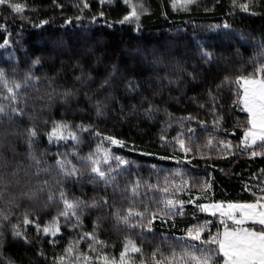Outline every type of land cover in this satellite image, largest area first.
I'll return each mask as SVG.
<instances>
[{"label": "trees", "instance_id": "1", "mask_svg": "<svg viewBox=\"0 0 264 264\" xmlns=\"http://www.w3.org/2000/svg\"><path fill=\"white\" fill-rule=\"evenodd\" d=\"M11 3L25 7L16 13L0 4V105L8 113L18 107L23 116L0 114V264H105V258L119 264L126 245L132 264H156L173 250L182 264L188 229L206 225L201 239L208 240L232 225L202 211L201 204L264 199V144H242L249 116L236 83L241 76L262 78L264 0H194L186 7L177 0L175 8L173 0ZM139 4V30L135 19L120 23ZM105 77L110 85L101 88ZM16 84L13 100L7 89ZM65 91L73 94L65 97ZM57 122L69 126L65 139L50 141ZM32 128L37 136L30 149ZM97 149L95 159L111 156L101 165L113 170L107 185L93 181L91 166L83 162ZM30 152L40 161L39 172ZM115 157L127 163L118 166ZM58 159L75 165L80 178H64ZM61 190L69 201L88 206L59 215ZM168 199L183 201L182 211L177 203L166 213ZM129 208V222L118 221L116 211L124 216ZM25 215L33 223L25 225ZM54 223L60 229L55 236L42 231ZM13 225L27 242L13 236ZM245 226L261 230L251 222ZM129 241L142 251L132 252ZM222 261L218 252L216 264Z\"/></svg>", "mask_w": 264, "mask_h": 264}, {"label": "snow or ice", "instance_id": "2", "mask_svg": "<svg viewBox=\"0 0 264 264\" xmlns=\"http://www.w3.org/2000/svg\"><path fill=\"white\" fill-rule=\"evenodd\" d=\"M180 2L186 7L188 4L194 2V0H180ZM125 3H128V0H125ZM0 4H8L12 10L16 13H21L24 10V5L18 3H11V0H0ZM177 4V0H173V7L175 8ZM235 4V0H234ZM87 6V5H85ZM241 7L247 11L248 5L243 4ZM137 8H143V4L133 5L132 10L127 13L123 17V20L120 23H124L126 21H130L131 19H135L137 21V30H139V19L140 15L137 11ZM103 15V13H100ZM79 20L80 17H77ZM96 18L93 17V20ZM43 23H47L46 21H42ZM68 23V21H66ZM111 26V25H109ZM214 28H219V25L211 26ZM224 28H230V25L225 22L223 25ZM8 41L5 40V44ZM2 46V45H0ZM202 55L207 58L208 61L211 60L212 54L210 52H203ZM207 62V61H206ZM34 63H39V60L35 61ZM261 73V79H248L245 77H237L236 83L239 85L240 88L243 89V95L239 97V102L244 105L245 110L248 112V125L249 127L245 130L244 138L242 140V144L245 146V149L251 145L255 146L257 141L261 144H264V67H261L258 70ZM4 78V73L0 70V80ZM91 79V77H88ZM193 78H195L193 76ZM77 80H83V75L77 76ZM226 79H228L226 77ZM242 81V83H241ZM133 82L130 80L128 82L129 87H131ZM106 85H110V77H105L104 81L101 83L100 87L104 88ZM7 87V84L5 83ZM20 88L19 84H16L14 87H9L7 90L11 94V98L13 100L16 99L15 89ZM71 91H65L64 96L68 97L72 95ZM100 103L97 102V112L98 114L101 112ZM146 112H151L152 108L149 106L148 109H145ZM0 114L9 115L10 118L14 116H23V111L20 110L18 107H13L11 113H8L3 105H0ZM67 124L57 122L54 124V127L49 133V140L51 141L54 137L56 139H65L63 136V132L68 129ZM82 131H87V128H82ZM194 130L189 129V132ZM71 138L79 142L78 137L75 133H70ZM99 135V134H97ZM37 136V131L32 128L28 129V145L31 149L32 143L34 138ZM113 144H121L122 142L116 140L113 137H107ZM209 144L212 143L211 139H209ZM178 143L183 147L184 141L178 139ZM231 146L230 144L228 145ZM188 151V149H185ZM95 156H99V149L95 154H89V156L83 161L91 166V175L93 177V181L100 180L106 185L112 183L110 180V176L112 173V169H102V164H107L111 159L110 153L105 152L103 161L94 158ZM252 155H256L255 152ZM29 156L32 160L36 162L37 170L39 172V164L40 161L36 159L34 153L30 152ZM118 161V166L126 164L122 157H115ZM56 164L60 170V173L64 176V178L75 177L76 179L80 178V170L76 168L75 165H70V162H66L63 159H58ZM15 175V173H14ZM46 184L47 181H44ZM139 187V181H137L136 185L132 188V194L135 196L137 194ZM168 189L165 188L164 192L167 193ZM60 200L64 204V212L60 213L59 215L68 216L69 211H71L72 215H76V212L81 207H87L83 201L75 200L69 201L66 198V194L63 190L60 191ZM55 197L50 192L48 196V200L50 202L54 201ZM107 199L104 200V203L107 204ZM179 203L181 208L179 209L182 211L183 201H173L168 199L165 201V209L166 213H172L175 209L176 204ZM92 207L98 206L95 202L91 205ZM202 211L212 210L213 214L216 211L220 212L222 217H227L228 219L232 220L236 227L229 229L225 227V230L222 234L219 232L216 235L209 234L208 240L201 239V232L204 231L206 225H199L194 226L188 229L186 236L190 239L184 240L183 243L186 245L179 257V261L182 264H216V257L219 253H223L224 264H264V203L260 202V198L257 199L254 203H229L227 207H223L221 204H213V205H200ZM116 218L118 221H123L124 223H128L129 220L132 218V208L128 209V213L124 216L120 215L119 210L115 213ZM136 215L140 216L141 218L144 217V213H137ZM153 218H155V213H153ZM4 219H7L5 216ZM79 219V217H77ZM246 221H252L254 225H259L261 227L260 231H256L255 228H245L242 227ZM151 220L148 221V224L151 225ZM29 223H33L27 215H25L24 224L27 225ZM144 225H141L143 227ZM38 232L41 230L40 225H36ZM58 224L45 226L43 227L42 231L44 233H51L53 236L59 232ZM14 237L20 238L22 237L25 242H27V236L24 232L19 230V226L13 225V232ZM3 234L0 233V236ZM91 236L93 239L94 234H86ZM192 241H201L199 245L192 243ZM131 245L132 252L139 253L142 250L139 247H136L134 243L129 241ZM3 245V240H0V247ZM218 248V252H217ZM71 249H66L65 251L68 252ZM128 252V245L125 246V250L120 253L119 264H132L129 259H126V253ZM156 253H153V257L155 258ZM60 261H63V257L57 258ZM105 264H109L107 258H105ZM156 264H176V252L173 250L172 257L170 259H162L157 260Z\"/></svg>", "mask_w": 264, "mask_h": 264}, {"label": "rangeland", "instance_id": "3", "mask_svg": "<svg viewBox=\"0 0 264 264\" xmlns=\"http://www.w3.org/2000/svg\"><path fill=\"white\" fill-rule=\"evenodd\" d=\"M103 1H106V2H112V1H114V0H103ZM123 1H125V0H123ZM248 79H256V80H259V79H261L260 77L259 78H248ZM241 83H242V81H241ZM242 95H243V89H242ZM243 105V104H242ZM243 107H244V105H243ZM245 109V108H244ZM246 111V110H245ZM247 112V111H246ZM248 113V112H247ZM245 133V132H244ZM243 138H244V136H243ZM243 140V139H242ZM249 146H251V145H249ZM260 202L261 203H264V199H260ZM213 204H221L223 207H227V205L229 204V203H204V204H201V205H213ZM204 212H206V213H208V214H211V215H216L217 217H219L221 220H223V221H225L226 220V222H230L232 225L231 226H228V228L229 229H232V228H234V227H236L237 225H235L234 223H233V221L232 220H230V219H228L227 217H222L221 215H220V212L219 211H216L215 212V214H213V211L212 210H208V211H204ZM249 222H251V223H253L252 221H246L245 223H244V225L242 226V227H245V228H249V227H246L245 225L247 224V223H249ZM226 227V226H225ZM225 227L222 229V231L220 232V234H222L223 232H224V230H225ZM257 231V230H256ZM223 254V253H222ZM222 264V263H221Z\"/></svg>", "mask_w": 264, "mask_h": 264}, {"label": "crops", "instance_id": "4", "mask_svg": "<svg viewBox=\"0 0 264 264\" xmlns=\"http://www.w3.org/2000/svg\"><path fill=\"white\" fill-rule=\"evenodd\" d=\"M222 264H224V258H223Z\"/></svg>", "mask_w": 264, "mask_h": 264}]
</instances>
